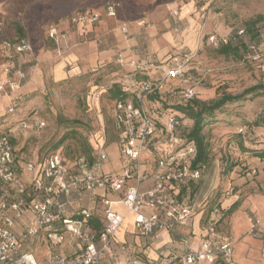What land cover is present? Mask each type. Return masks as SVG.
Returning a JSON list of instances; mask_svg holds the SVG:
<instances>
[{
  "label": "rangeland",
  "instance_id": "374dc122",
  "mask_svg": "<svg viewBox=\"0 0 264 264\" xmlns=\"http://www.w3.org/2000/svg\"><path fill=\"white\" fill-rule=\"evenodd\" d=\"M111 1L119 4L115 18L107 16L105 9V4ZM168 2L170 0H13V11L9 13L12 20L7 21L6 35L10 39H28L33 54L19 55L14 62L15 70L25 72L27 77L11 98H0V134H10L18 152L28 160L54 151L63 152L65 156L88 155L91 141L96 148L94 154L101 147L113 145L122 156L121 138L116 140L115 100L108 88L120 82L134 92L141 82L154 86L161 82V89L144 98V105L158 127L151 143L175 149L166 121L171 116H182L175 106L187 100L186 95L211 102L224 94L236 95L264 84V0H184L189 9L181 13L179 8L177 15L171 13ZM75 10H88L99 16L97 22L90 23L86 29L83 27L86 43H100L106 30L97 34L89 30H95L111 18L127 31L124 33L128 37V25L141 28L134 34L140 43L141 56L149 53V43L160 40L166 33L171 34L169 49L148 62L151 67L146 70L136 68L139 67L137 62L132 63L134 69H128L119 57L118 63L108 64L103 69L78 72L60 80L45 75L37 83L33 67L52 62L50 68L54 70L70 48L68 34L77 30L74 28L77 26L69 17ZM168 21L172 23L165 27ZM154 27H157L156 33ZM52 28L65 34L63 40L67 45L49 37ZM239 30H244L245 35L238 36ZM212 36L216 37V43L211 41ZM178 70L183 73L169 75ZM12 98L18 109L9 115L7 106ZM127 99L136 102V99ZM261 115H264V96L227 104L218 112L203 134L209 145L207 175L212 181L219 170L220 183L214 189H206L203 205L199 204L202 200H198L200 184H190L181 195L194 207L195 213L202 214L201 226L207 223L206 216L215 208L222 209L224 218L220 229L229 235L225 238L233 243L234 253L231 262L215 264H264V159L258 157V153L264 152V127L252 126ZM33 118L44 121L45 126L39 130L19 128L20 121ZM193 124L192 120L184 118L178 128L180 134ZM66 134L68 137L54 150L52 147ZM112 152L116 150L113 148ZM156 157L148 149L143 155V165H150ZM155 162L158 164V158ZM230 168L233 170L229 171ZM235 171L237 175H233ZM250 218L259 223V230L253 234L249 232L253 225ZM184 238L180 236L181 243Z\"/></svg>",
  "mask_w": 264,
  "mask_h": 264
},
{
  "label": "built area",
  "instance_id": "2783aa9c",
  "mask_svg": "<svg viewBox=\"0 0 264 264\" xmlns=\"http://www.w3.org/2000/svg\"><path fill=\"white\" fill-rule=\"evenodd\" d=\"M105 9L107 16L115 18L119 4L107 2ZM173 13L177 15L178 11ZM69 19L73 25L83 26L88 20L97 22L99 16L82 10L73 12ZM7 29V21L0 17V98H11L26 80L25 72L15 70L17 56L33 53L28 39H10L6 35ZM124 32L127 31L124 29ZM237 35L242 37L245 31L239 30ZM49 37L58 43L65 35L52 28ZM210 39L217 42L215 36ZM182 73V70H178L169 75ZM161 88V82L156 86L141 82L134 91L136 102L129 99L115 102L113 115L123 128L121 153L127 164L121 173H103L104 165L110 157L105 146L97 150L92 161L80 157L70 162L57 152L51 154L44 163H40L38 159L28 160L20 156L11 135L0 134V264H104L109 258L108 253L112 249L116 234L129 214L134 216L138 231L148 237L162 231L172 232L187 225L195 210L185 198H179L178 193L182 187L200 180L202 173L200 169L192 167L197 148L194 143H187L181 136L178 128L182 121L177 116H171L166 121V129L177 150L169 158L158 160L157 170L153 173L154 187L145 192L140 190L144 177V172L141 171L143 155L158 133L157 122L146 109L144 98ZM124 91L131 90L126 87ZM186 98L192 99L193 95H186ZM17 109L16 100L10 99L7 114L13 115ZM44 126V121L33 118L20 121L19 128L39 130ZM132 179L136 181L135 184L129 183ZM98 190L119 195L118 203L126 207L127 214L123 215L113 209L115 202L107 197V193L101 195L99 201L103 215L102 227L94 233L87 230L93 217L92 212L83 209L78 213L80 218L74 219L62 198L75 192H87L97 196ZM28 211L33 212L34 217L26 224L20 238L14 228ZM223 218L222 209L215 208L207 223L200 226L197 233L182 239L185 249L181 256L148 260L133 255L128 261L115 259L111 264L230 262L234 253L233 243L218 235V226ZM249 221L253 224L249 232L253 234L259 230V223L252 218ZM42 232H45L47 241L55 246L65 243L66 234L77 238L80 243L79 254L75 257L50 254L43 261L37 260L33 253L24 250V246ZM121 251L126 252V246H122Z\"/></svg>",
  "mask_w": 264,
  "mask_h": 264
},
{
  "label": "crops",
  "instance_id": "0c3cea01",
  "mask_svg": "<svg viewBox=\"0 0 264 264\" xmlns=\"http://www.w3.org/2000/svg\"><path fill=\"white\" fill-rule=\"evenodd\" d=\"M12 3L13 0H0V17L5 19L6 21L12 20L11 16L9 15V13L13 11ZM168 5L169 8H171V13H173L174 9V11H178L180 8V10L182 11L181 13H185L189 9L184 0H170V2H168ZM74 12H76V10ZM106 22V24H101V26L95 28V30H93L92 28H90L89 30L91 34H97L98 32L106 30L100 43H97L96 41H90L86 43L85 41L86 36H84V29L87 28L86 26L91 25L90 23L92 22L90 20L86 22L85 26L74 27L77 28V30H73L68 34L70 48L68 47V51L64 53V58L59 59L61 60L60 63L63 64L59 63L58 65H56L54 70L50 68L52 62H50L51 64L48 63V65L41 64L36 69L35 67H33L32 70L35 74L36 82L40 79L41 76L44 77L45 75L52 76L54 79L60 80L71 77L78 72L87 73L96 69H103L104 67H107L108 64L118 63L119 57L121 58L120 61L125 63V66L128 69H134L132 63L137 62L139 67L136 68L140 70H146L151 67L149 66V63L153 58H156L157 56L160 57L169 49L171 34L166 33L162 38H160V40L149 43V53L146 54V56H141L142 51L140 48V43L134 36V34H137L141 30L140 27H130L128 25L130 30L128 37L120 27V24H115V22H113V19L108 18ZM169 23L171 24L172 21L166 22L165 27H167V25H170ZM156 28L157 27L152 28L154 29L155 33L157 32ZM61 42L62 44L66 43V41H64L63 39L61 40ZM57 48H60V46ZM33 84L34 83L30 84L27 88L30 89ZM113 148L116 150L115 153L112 152ZM107 150L110 157L104 165L103 173L110 174L123 172L124 169H126L125 167L127 164L125 159L119 153L118 148L110 145L107 147ZM33 159L36 160L38 158L37 156H35L33 157ZM156 159L157 157L153 159L150 165H143V168H141V171L144 172L143 182L140 185L141 191H148L155 185L153 173L157 170V163L155 162ZM218 171V174L214 175V177L211 178L212 181L207 175V170H204L201 179L197 182H193V184H200V198L198 199L202 200L199 203L200 205H203L205 202L204 196L206 189L210 187L214 189L219 185L220 177ZM233 175H237L236 171ZM129 183L135 184L136 181L132 179L129 181ZM106 193L107 192L105 190H98L97 196H92L87 192H75L69 197H63L62 200L67 203L66 208L71 217H73L74 219L80 218L78 216V213L81 210H90L93 214V217L89 221L87 230L97 233L102 227V223L97 224V222H102L103 220L101 210L102 207L100 206L99 200L100 196ZM107 197L115 202V204L113 205V209L115 211L123 215L127 214L126 207L123 204L118 203L120 198L119 195L108 192ZM147 213L150 212L148 211ZM207 216L206 219L209 218V216ZM33 217V212L28 211L26 213V216L16 224L14 230L20 238L24 233L26 224H28V222L33 219ZM202 217L203 216L200 212H198V214L196 212L192 219L187 223V225L180 226L172 232L162 231L158 232L154 236L148 237L138 231L135 225L134 216L132 214H129L126 217L125 222L117 232L115 241L112 245V249L108 253L109 258L104 261V264H111L115 259L128 261L133 255H138L139 257L148 260H164L168 257H172L173 255L181 256L184 253V245L181 243L180 236L183 237L197 233L203 221ZM222 222L223 221H221L218 226V235L221 237H228L229 235H227L220 229ZM65 239L66 241L63 245L55 246L47 241L45 232H42L37 238L25 244L24 250L26 252L33 253L36 259L39 261L45 260L50 254H61L67 257L77 256L80 249L79 240L77 238H71L67 234L65 235ZM122 246H126V252L121 251Z\"/></svg>",
  "mask_w": 264,
  "mask_h": 264
},
{
  "label": "trees",
  "instance_id": "16d2710c",
  "mask_svg": "<svg viewBox=\"0 0 264 264\" xmlns=\"http://www.w3.org/2000/svg\"><path fill=\"white\" fill-rule=\"evenodd\" d=\"M22 31L21 29H19ZM229 46H227L228 48ZM226 48V49H227ZM108 91L112 97L113 100L118 101V100H125L127 98H130L132 100L135 99V94L134 92H125L124 91V86L120 82H115L113 83L112 86L108 88ZM264 96V84H259L253 87H250L246 90H244L240 94H224L221 96L219 99L211 101V102H203L199 100L198 98H193L190 100H184L181 104L175 106V110L182 116H179L178 118L182 121L184 118H187L189 120H192L194 122L192 128L190 129H184L181 131V136L187 140V143H194L196 148H197V154L194 160L192 161V167L193 169H200L201 173H203L204 170H207L208 168H205L206 165L208 164L209 161V145L206 142V138L203 134V131L206 127V125L210 122V120H215L217 117V113L222 111V109L227 105L231 103H236V102H241L245 101L247 99L255 98V97H260ZM154 117V116H153ZM114 124H115V129L117 130V139L120 140L121 134L123 133V128L120 125L119 122H117L114 118ZM253 127H264V115H261L258 117L253 123ZM68 137L66 134L64 137H62L61 140H59L52 148L55 150L57 149L63 142L64 140ZM171 138L172 141V136H169V139ZM14 143V142H13ZM88 149L90 150L88 155L85 154H76L73 156H65L66 159L70 162L75 161L76 159L80 157H86L90 161L94 159V151L96 150L95 145L91 142H89V147ZM149 149L155 156H157L158 160L160 158L167 159L169 158L174 152H176L177 148H166L164 145H158L154 146L152 143L149 144ZM57 153V151H54L51 154ZM20 156H23L21 152H19ZM50 154V155H51ZM45 156V157H38V160L40 163H44L45 160L50 156ZM258 157L264 159V152L258 153ZM233 170V168H230L229 171ZM191 182L190 184H192ZM190 184L182 187L179 190L178 197L182 198V194L186 193L187 190L190 187ZM100 222V223H99ZM97 224H101L102 222L99 221ZM98 226V225H96Z\"/></svg>",
  "mask_w": 264,
  "mask_h": 264
}]
</instances>
